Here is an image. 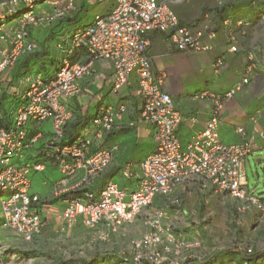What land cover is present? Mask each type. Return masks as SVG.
I'll return each mask as SVG.
<instances>
[{
    "label": "built area",
    "instance_id": "obj_1",
    "mask_svg": "<svg viewBox=\"0 0 264 264\" xmlns=\"http://www.w3.org/2000/svg\"><path fill=\"white\" fill-rule=\"evenodd\" d=\"M35 1L7 0L0 8V39L11 47L0 49V73L34 48L28 38L31 28L50 24L73 8L69 0L66 7L38 15ZM184 1L115 0L111 10L96 14L89 24L66 33L57 44L59 65L51 76L44 77L40 73L27 76L25 88L15 93L8 102L9 107L0 105V219L3 228L28 241L47 223L50 205L37 193L29 191V174L48 167L60 173L51 195L65 202L61 220L71 223L80 217L86 226H103L109 231L131 222L157 196L163 197L168 205L177 204L179 198L175 191L191 180L206 181L215 193L227 192L258 204L247 192L243 175L246 156L256 140L264 137L258 117H251L250 131L237 127L240 139L236 143H223L218 132L224 101L250 82L253 64L248 63L242 79L224 94L200 92L198 96L208 98L211 104L203 129L185 146L177 136L182 116L172 97L160 87L161 80L147 53V35L152 31L167 32L171 44L179 51L210 50L215 32L208 23H180L173 8ZM223 4V0H218L215 6ZM21 7L27 10L15 19L14 27H9L6 17ZM230 21L225 18L223 23L227 26ZM229 38L228 50L239 51L241 48L235 44L231 32ZM77 49L84 50L90 62L71 63L69 55ZM252 59L249 55L248 60ZM94 60H105L111 65L115 94L125 86L129 74L136 75L135 92L141 102L139 119L154 129L155 148L143 157L138 172L133 174L136 181L133 189L120 187L112 180L106 181L98 192L93 189L117 149L116 146L99 148L100 142L106 133L116 128L117 120L123 118L124 103L100 106L89 125L73 140L64 143L66 125L73 116L67 100L80 92L79 80L90 73V63ZM220 66L222 61L218 60L216 67ZM46 122L51 125L48 134L43 132ZM37 143L40 145L35 148ZM3 196L7 199H2ZM165 214L164 209H155L149 222L150 231L132 242L131 259L135 264H178L168 263L169 245L181 248L199 245L198 238L186 243L176 238L170 228H165L167 246H163L160 235L164 231ZM241 251L247 256L254 253L251 248ZM188 262L181 260V264Z\"/></svg>",
    "mask_w": 264,
    "mask_h": 264
},
{
    "label": "crops",
    "instance_id": "obj_2",
    "mask_svg": "<svg viewBox=\"0 0 264 264\" xmlns=\"http://www.w3.org/2000/svg\"><path fill=\"white\" fill-rule=\"evenodd\" d=\"M202 1L192 3L193 8L186 13L182 12L181 8L173 9L181 24L208 23L215 32L210 50L205 52L179 51L171 44L169 33L152 31L147 35L149 41L147 53L151 57L156 76L161 80L160 87L172 97L176 109L182 116V120L176 129L182 146H185L196 132L203 129L204 123L211 113V104L208 98H200L198 94L202 91L217 95L224 94L242 79L244 68L248 63L253 64L252 78L231 98L224 101L218 132L223 143H236L240 139V135L236 131L237 127L242 126L250 131L252 116L258 117L259 126L264 129V0H223L226 3V8L223 11L214 9L216 3L212 0ZM6 2L7 0H0V8ZM68 2L69 0H44L43 3L36 6V12L38 15L51 14L56 8L66 7ZM72 2L73 8L67 10L63 17L50 24L31 28L28 38L34 43V48L23 55L22 60L14 62L0 73V105L2 108L5 107V102H9L15 96L16 92L25 88L27 76L40 73L46 77V72L41 70L43 68L41 65L45 61L40 56L46 51L58 52L60 55L57 46L54 44L53 33L69 32L87 25L96 14L108 12L115 4V0H72ZM226 17L231 20L227 26L223 23V18ZM239 19L242 20L240 24L237 23ZM8 26L14 27L15 20H12ZM230 32L235 44L241 48L237 52L228 50ZM10 48L7 42L0 39L1 50H9ZM249 55L253 56L252 60H248ZM69 59L71 63L86 64L90 62L88 54L82 49H77L70 54ZM218 60L222 61L220 67H216ZM46 67L48 71L52 72L48 64ZM90 70L89 74L84 75L79 80L80 92L67 100L68 106L73 111V116L66 125L65 133L71 135L84 130L82 127L85 125L87 127L90 123L89 116L95 114L100 106H117L124 103L126 113L121 120H117L116 128L104 135L99 145V148L110 149L116 146L117 149L113 152L110 164L97 177L95 192H98L106 181H115L113 179L115 176L120 178V184L115 181L120 187L133 189L136 185V181L132 177L133 174L138 172L143 157L155 148L154 129L139 119L141 102L135 92L136 75L134 73L129 74L125 86L115 94L111 82L113 71L107 61H92ZM132 122L133 124H131ZM80 123L83 124L79 125ZM49 124L50 122H46L45 128H49ZM136 151L142 153L137 156L135 155L137 154ZM262 162H264V137L256 140L255 146L245 158L243 168V175L247 184L246 190L250 196L255 197L258 201V205H254L253 208L264 213V191H259L261 185L264 188V181L261 185L259 182H255L253 186H250L246 177V170L250 168L253 170V176L259 178L257 166ZM48 168L51 170L48 171L47 176L52 180H58L60 173L53 171L54 167ZM45 184L48 185V183ZM52 187L44 196L37 193L50 205V210L47 213L48 224H45L30 240L32 242L43 240V244H45L48 235L53 234L52 238L61 240L66 238V240L77 242L80 246L86 244L89 247L86 246V249L73 256L58 255L52 259L47 258L45 261L48 260V264H97L105 256L110 259L117 257L132 260L130 255L126 256L125 252L117 251L118 249L115 247V245L120 244V241L121 243L126 241V232L122 233L126 230V224L123 225L124 227L119 233L122 234V237H118L107 248V253L102 252L101 246L108 244L102 245L101 242H98L97 235L101 230H105V227L86 226L80 217L75 222L64 223L60 214L65 207V202L63 198L52 197ZM192 192H201L217 197L231 195L227 192L215 193L206 181L199 179L191 180L180 186L175 194L180 202ZM234 199L242 201L236 197ZM149 206L152 207V212L157 208H162L166 214H171L172 210L177 207V205L166 204L161 196L155 197ZM5 230L7 229L0 225V231ZM16 236L22 239L17 234ZM184 238L192 241L196 238L200 239V236L198 233L190 232ZM15 239L18 240L16 237ZM257 242L258 240L255 244L254 253L264 255V248ZM233 250L226 248L217 253V257L221 258L225 264H230V256L226 255ZM17 252L21 254L23 260L32 261L34 264L41 263L38 261L45 258L44 252L40 251L37 246L31 247L30 250H18ZM211 256L212 254L210 256L204 255L202 260L189 261L188 264H200L209 261ZM109 264L116 263L111 261ZM258 264H264V256L258 259Z\"/></svg>",
    "mask_w": 264,
    "mask_h": 264
},
{
    "label": "rangeland",
    "instance_id": "obj_3",
    "mask_svg": "<svg viewBox=\"0 0 264 264\" xmlns=\"http://www.w3.org/2000/svg\"><path fill=\"white\" fill-rule=\"evenodd\" d=\"M202 0H185L182 4L176 5L174 9L181 8L182 12L186 13L189 9H192V3ZM217 3L218 0H212ZM203 2V1H202ZM39 4H37L38 6ZM196 10V9H195ZM5 107H9V103L5 102ZM44 133L51 131V125L49 128L43 127ZM46 129V130H45ZM40 143L35 145L38 148ZM137 153V151L135 152ZM134 153V154H135ZM142 152H138L139 156ZM136 156V157H137ZM257 174L259 178L253 176V170L248 168L246 170V177L250 186H253L255 182H259L260 185L264 181V162L259 164ZM50 168H46L42 172H31L29 174V180L31 182L29 191L32 193H38L44 196L48 193L49 188L52 187L53 181L47 176ZM53 171H58L54 169ZM59 172V171H58ZM120 184V178L115 176L113 178ZM45 183H48L46 185ZM263 189V190H262ZM259 191H264L261 185ZM232 195H225L222 197L211 196L201 192H192L188 197H184L174 208L172 213L166 214L162 226L170 228L175 234L176 238L189 243V239L184 238L185 235L190 232L194 234L198 233L200 236V243L195 247H178V245H169L171 254L169 255L170 262H177L181 264V260L196 261L201 259L202 256L210 254L214 255L226 248L234 250H243L245 248H251L255 250V244L264 248V213L259 212L255 208L252 202L248 200L237 201ZM2 199H7V196H3ZM258 202V201H257ZM258 205V204H257ZM146 207L140 216H136L131 222L126 223V241L115 247L117 251L125 252L126 256H133L132 242L140 239L144 234L150 231L149 222L152 217V207ZM48 224V222L46 223ZM121 226L116 231L101 230L97 237L98 242H101V251L105 253L107 248L114 243L115 240L122 237ZM2 230V229H1ZM111 232V233H108ZM162 245L167 246L165 230L161 233ZM15 237L18 239L16 240ZM47 237V236H44ZM50 237V238H49ZM52 235H48V239L45 240H30L28 242L23 241L11 231H0V264H34L32 261H26L22 259L18 250H30L31 247L37 246L40 251L44 252L45 258L39 264H48L47 258H54L55 256L62 255L64 257L73 256L89 247L88 245H79L75 241L61 240L52 238ZM50 240V241H49ZM38 241V242H37ZM87 246V247H86ZM17 253V254H16ZM20 256V258H19ZM47 256V257H46ZM19 258V259H18ZM202 260V259H201ZM185 262V261H184Z\"/></svg>",
    "mask_w": 264,
    "mask_h": 264
},
{
    "label": "trees",
    "instance_id": "obj_4",
    "mask_svg": "<svg viewBox=\"0 0 264 264\" xmlns=\"http://www.w3.org/2000/svg\"><path fill=\"white\" fill-rule=\"evenodd\" d=\"M43 2H44V0H36L35 1L36 6H37V4H41ZM225 8H226V3L223 4V5H221V6H215L214 7V9H218L220 11H223ZM26 10H27L26 7L19 8L15 13L11 14L10 16H7L6 17V21L7 22H11L12 20H15L20 14L24 13ZM207 10H209V9H207ZM226 18H229V17H226ZM223 19L225 20V18H223ZM66 33L67 32H59V33H56L55 32V33H53L52 37H55L54 38V44H55V46H57V44L59 42H61L62 38L66 35ZM20 58H18V60H22L23 59L22 56ZM40 58L46 62V63L44 62L45 65H43L44 63H42L41 66L43 68L40 66L42 68L41 70H43V71L46 72V75H45L46 77L51 76L52 73H54L55 70L58 68L59 59H60L59 53L58 52H47L46 51L45 53H43L40 56ZM46 64H48V66L52 69V72L51 71H48V69L46 67ZM93 115L89 116V118L91 119ZM89 118H88V120H90ZM82 124L83 123H80L79 125H82ZM85 127H86V125L83 126L82 128H85ZM78 133L79 132H76V133L71 134V135L70 134L69 135H66V133H65L64 143H68L71 140H73ZM93 189H95V186L93 187ZM71 193H67V194H71ZM67 194L64 195L63 197H66ZM75 194H78V193L76 192ZM0 225H1V219H0ZM217 256H218V254H214V255L211 256V258L209 259V261H206V262H203V263H200V264H225L224 261L221 258H218ZM226 256H230V258L228 257L230 259L229 260L230 261V264H258V259H261V256H264V255H258V254L256 255L255 253H253L250 256H247L241 250H233L232 252H228V255H226ZM111 261H114L116 264L117 263H120V264H132V263H134L133 260H129V259H120V258H117V257L110 259L109 257L106 258V256H105L100 261H98L97 264H109ZM186 264H188V263H186Z\"/></svg>",
    "mask_w": 264,
    "mask_h": 264
}]
</instances>
